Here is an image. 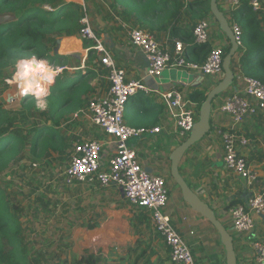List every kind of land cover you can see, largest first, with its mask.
Returning <instances> with one entry per match:
<instances>
[{"label": "rangeland", "instance_id": "1", "mask_svg": "<svg viewBox=\"0 0 264 264\" xmlns=\"http://www.w3.org/2000/svg\"><path fill=\"white\" fill-rule=\"evenodd\" d=\"M61 3L85 7L94 31L100 37L104 36L105 39L106 36L120 37L122 44H130V29L136 27L132 19L127 20L123 17L122 9L116 6L113 0H61ZM186 10V8L183 10L185 22L190 18L189 13H185ZM260 17H264L263 14ZM262 24L264 30V21ZM220 36L222 37L223 33ZM57 39L61 42L58 47L65 55L51 54L50 51L57 46L55 43ZM157 39L162 41V35L157 34ZM216 45L222 46L225 51L229 43L223 41ZM48 48L43 53L50 54L49 63L54 68L67 67L74 57L76 58L74 62H77L81 69L74 73L66 70L62 76L55 78L50 86V95L46 98L48 107L44 111L35 107L37 101L31 95L19 94L20 88L14 79V63L17 59L34 56L38 58L42 52L38 50L16 52L14 59L8 61L6 68L0 70V105L10 114V123L5 126H8L9 133L28 136L36 127L53 125L66 147L65 152L50 151L43 158H37L30 153V145H26L19 158L0 174V186L14 204V212L22 225L23 245L29 252L27 264H74L87 255L86 251L108 259L101 264H152L154 259L151 253L156 251L157 245L146 239L161 238L147 219L141 223L142 225L139 224L137 216L140 214L118 190L102 188L95 179L73 188L67 187L64 183V172L74 150L99 136L86 106L89 101L108 93L110 88L108 70L99 56L86 52L85 40L80 31L73 37H54ZM54 58L63 59L56 61ZM123 58L121 51L113 53L117 68H120L118 64L124 63ZM75 67L71 64L69 68ZM88 70L94 71L95 75L90 76ZM87 77H89L87 84L91 86V90L83 96L84 103L80 109L70 111V108L62 110L59 107L53 124L40 115L51 109L52 87L56 82L61 83L63 88L66 87V90H72L78 82ZM71 90L70 96L73 94ZM228 95L231 93L226 96ZM144 97H148L151 105H157V99L153 94L137 95L128 101L126 110ZM243 132L249 140L246 159L256 172L259 170L264 176V113L249 120ZM200 218L211 226L206 219ZM116 219L120 227L118 230L121 234L120 241L112 239V242L100 243L90 240L96 232L87 230L89 223L102 222V229H107L115 225ZM130 248H134L135 251L129 256ZM143 251L146 252L145 255H142ZM120 257L126 260L121 261Z\"/></svg>", "mask_w": 264, "mask_h": 264}, {"label": "built area", "instance_id": "2", "mask_svg": "<svg viewBox=\"0 0 264 264\" xmlns=\"http://www.w3.org/2000/svg\"><path fill=\"white\" fill-rule=\"evenodd\" d=\"M242 1L230 0L228 11L231 15L229 22L239 44L243 32L232 15L240 8ZM248 3L253 12L264 15V0H248ZM80 25L82 38L90 42L87 51H94L108 70L110 88L106 95L89 101L86 106L99 136L74 150L64 172V183L73 188L95 179L102 188H117L136 212L147 217L150 226L169 250L171 264H197L191 247L164 212L170 193L167 180L163 176L148 172L141 165L134 147L130 144L134 139L161 132L158 127H131L125 118L126 105L132 97L150 96L154 91L146 85L145 79L129 82L126 73L116 68L104 40L95 33L85 7ZM129 37L132 45L139 49L146 59L148 77L158 78L171 69L196 72L203 77L219 80L224 76V49L220 45L211 47L205 60L196 63L188 59L186 45L181 41L174 42L173 48L170 49L157 39V35L139 26L130 29ZM193 38L197 45H210V24L207 20L197 22L193 29ZM45 54L46 59L50 61V54ZM60 69L62 71L56 78L68 70L67 67ZM236 70V85L231 95L218 107L220 115L228 117L233 126L245 124L264 113V83L244 76L239 66ZM190 96L187 86L162 94V100L169 107L175 134L182 142L189 137L199 118V103L194 102ZM220 136L225 168L254 190L258 183V173L242 154V150L249 145L246 134L229 129L226 132L221 131ZM226 215L229 220L227 229L232 235H253L258 222L264 223V193L254 192L247 204L231 207ZM261 238L253 242L254 260L260 264L264 263V228Z\"/></svg>", "mask_w": 264, "mask_h": 264}, {"label": "trees", "instance_id": "3", "mask_svg": "<svg viewBox=\"0 0 264 264\" xmlns=\"http://www.w3.org/2000/svg\"><path fill=\"white\" fill-rule=\"evenodd\" d=\"M113 1L122 9L124 18L134 19L138 26L155 35L168 32L174 40L187 44L190 42L191 48L200 46L194 43L193 38V29L197 22L206 20L211 15L210 0ZM185 8L187 9L185 13H189L190 17L186 22L183 16ZM83 14V6L61 3V0H0V19L12 17V20L0 24V70L6 68L8 61L14 59L16 52L38 50L43 53L49 49L48 44L53 42L54 37L77 35L81 29L80 20ZM260 15L253 12L248 0H243L240 8L233 13L232 17L241 26L243 32L237 53L240 71L244 76L264 83V30L262 26L264 17ZM85 44L88 49L90 42L85 41ZM229 50L230 44L224 51V57ZM89 53L94 54V51L91 50ZM44 56H38L37 59H46ZM61 59L63 58H54L56 61ZM234 64L233 59L232 65ZM88 71L90 76L95 75L94 71ZM88 78L78 82L72 90L70 89L73 92L71 96L69 89L66 90V87L63 88L61 83L56 82L52 87L51 109L40 115L53 124L59 107L62 110L70 108V111L80 109L84 103L83 96L91 90V86L87 84ZM235 81L236 79L234 83ZM205 97L204 93L199 91L191 95L194 102H201L199 110ZM156 109L155 105L150 106L148 99L140 100L128 108L126 121L128 125L134 127H156L162 113L161 108ZM9 123L10 114L0 105V174L19 158L26 145H30V153L37 158H43L50 151L61 153L66 150L64 140L53 125L36 127L28 136H23L19 133H9L8 126L5 127ZM14 210V204L0 186V264H27L29 261V252L22 241V225ZM146 219L144 215L137 216L139 224ZM86 228L92 232L99 228V224L89 223ZM218 238L220 240L219 235ZM134 251V248H130L128 255L130 256ZM145 253L143 251L142 255ZM86 254L74 264H101L108 261L107 258L98 254L88 251ZM120 260L125 261L126 258L120 257Z\"/></svg>", "mask_w": 264, "mask_h": 264}, {"label": "crops", "instance_id": "4", "mask_svg": "<svg viewBox=\"0 0 264 264\" xmlns=\"http://www.w3.org/2000/svg\"><path fill=\"white\" fill-rule=\"evenodd\" d=\"M218 4L229 20L231 17V15L228 14L230 0H218ZM127 20L130 19L128 18ZM206 20L210 24V45L206 47L197 46L191 48L192 45L190 42L188 44L183 42L186 45L187 57L192 62H203L211 47L219 42L228 41L212 14ZM132 21L134 22V26L138 27L135 20L132 19ZM221 33H223L222 37L220 36ZM161 35L163 40L160 42L168 46L170 49L173 48L174 42L178 41L172 39L168 32L161 33ZM98 36L100 37V35ZM101 38L104 40L112 59L114 52L121 51V54L124 57V63L118 64L120 67L118 69H121L126 73V78L129 82H137L148 77L146 59L143 53L135 48L131 42L130 44H122L120 37L112 38L106 36L105 39V37L102 36ZM184 41L186 40L184 39ZM55 43L57 46L50 51L51 54L54 56L65 55V53L60 51L58 47V44L61 43L59 42V39H57ZM86 52L89 53L87 50ZM238 58V55L234 58L235 64L232 65L234 71L238 68ZM75 59L76 58L73 57L71 63L69 62V65L67 66V68L70 67L71 64L76 66L75 68L70 69V73H74L81 69V66H79L77 62H74ZM218 82V78L203 77L196 72H185L176 69L165 71L160 77L155 78V83L149 87L150 89H154L157 86L159 87V91L152 94L157 99V105H155L157 107L156 110H158V108L162 109V113L159 117V124L156 127H151L149 129L158 127L161 128V132L155 135H146L141 139H134L130 143L134 147L141 165L148 172L163 176L167 180L170 193L164 212L171 218L177 231L182 237H184L191 247L197 264H226V253L218 238V233L214 232V227L211 224V226H209L204 220H201V216L194 212L184 202L180 188L171 177L170 156L182 141L175 134V127L170 117L169 107L162 100V94L171 89L187 86L190 95L195 91L203 92L207 95L218 84ZM235 85L236 84L234 83L226 93L215 99L216 101L213 103L211 114V133L201 142L188 150L179 165L180 173L190 188L204 202L209 204L226 228L229 221L226 212L231 207L247 204L253 193L256 191L264 193V176L261 171H257L258 183L255 185L254 190H252L242 179L227 170L224 164H222L223 145L220 132H226L229 129L243 132L246 125L245 123V125L233 126L228 117L220 115L218 112V107L229 96L226 95L232 93ZM147 98L144 97L143 100ZM129 126L134 127L132 125ZM248 149L249 148L243 149L242 154L246 156ZM112 189L118 190L115 187H112ZM118 191L120 192V190ZM121 195L123 196L122 193ZM114 223L115 225L107 229H102L101 226L103 223L101 222L99 228L92 231L96 233L90 237V240L93 242L100 241V243L112 242V239L117 242L120 241L121 234L118 232L120 229L118 220L116 219ZM195 226H197V228H195ZM263 228L264 223L259 221L253 235H233L238 264H260L254 260L253 242L262 237ZM146 240L154 242L157 245V248L155 249L156 251H152L151 253L154 259L153 264H171L169 261V250L163 241L157 238L151 239L149 237Z\"/></svg>", "mask_w": 264, "mask_h": 264}, {"label": "water", "instance_id": "5", "mask_svg": "<svg viewBox=\"0 0 264 264\" xmlns=\"http://www.w3.org/2000/svg\"><path fill=\"white\" fill-rule=\"evenodd\" d=\"M211 14L219 24L220 30L227 37L230 50L223 59L224 76L219 80L218 84L205 95V101L202 103L199 118L189 137L183 141L171 154V177L180 188L184 202L203 219H206L217 231L221 244L226 253V264H238L234 247V237L231 232L222 224L216 212L204 202L188 185L182 177L179 165L187 153L193 146L201 142L208 134L211 133V114L213 102L216 98L226 93L234 84L235 71L232 68V60L236 57L240 44L236 40V36L231 28L230 22L225 13L220 9L218 0H210ZM12 20V17H4L0 19V24ZM44 56V54H42ZM145 83L151 87L155 83V79L147 77ZM152 89V88H151ZM154 92L159 91V87H155Z\"/></svg>", "mask_w": 264, "mask_h": 264}, {"label": "clouds", "instance_id": "6", "mask_svg": "<svg viewBox=\"0 0 264 264\" xmlns=\"http://www.w3.org/2000/svg\"><path fill=\"white\" fill-rule=\"evenodd\" d=\"M62 69L54 68L46 59L21 57L14 63V79L19 85L21 96L31 95L37 101L35 107L47 109L50 86Z\"/></svg>", "mask_w": 264, "mask_h": 264}, {"label": "bare ground", "instance_id": "7", "mask_svg": "<svg viewBox=\"0 0 264 264\" xmlns=\"http://www.w3.org/2000/svg\"><path fill=\"white\" fill-rule=\"evenodd\" d=\"M70 69H72V68H69V67H68V70H70ZM25 96H26V95H25Z\"/></svg>", "mask_w": 264, "mask_h": 264}]
</instances>
